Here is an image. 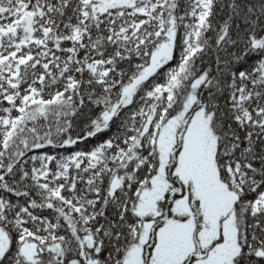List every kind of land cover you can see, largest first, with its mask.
<instances>
[{
    "label": "snow or ice",
    "instance_id": "6c2138e0",
    "mask_svg": "<svg viewBox=\"0 0 264 264\" xmlns=\"http://www.w3.org/2000/svg\"><path fill=\"white\" fill-rule=\"evenodd\" d=\"M0 264H264V0H0Z\"/></svg>",
    "mask_w": 264,
    "mask_h": 264
}]
</instances>
